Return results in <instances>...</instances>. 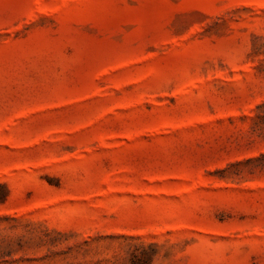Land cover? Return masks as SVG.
<instances>
[{
    "label": "rangeland",
    "instance_id": "374dc122",
    "mask_svg": "<svg viewBox=\"0 0 264 264\" xmlns=\"http://www.w3.org/2000/svg\"><path fill=\"white\" fill-rule=\"evenodd\" d=\"M0 264H264V0H0Z\"/></svg>",
    "mask_w": 264,
    "mask_h": 264
},
{
    "label": "trees",
    "instance_id": "16d2710c",
    "mask_svg": "<svg viewBox=\"0 0 264 264\" xmlns=\"http://www.w3.org/2000/svg\"><path fill=\"white\" fill-rule=\"evenodd\" d=\"M0 188L4 190V186L0 184ZM6 198V194L0 196V201H3Z\"/></svg>",
    "mask_w": 264,
    "mask_h": 264
}]
</instances>
